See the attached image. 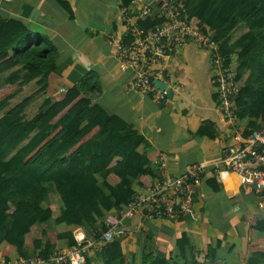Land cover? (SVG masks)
I'll use <instances>...</instances> for the list:
<instances>
[{"label":"crops","instance_id":"crops-1","mask_svg":"<svg viewBox=\"0 0 264 264\" xmlns=\"http://www.w3.org/2000/svg\"><path fill=\"white\" fill-rule=\"evenodd\" d=\"M67 1L71 12H67L58 0H11L9 3H0L1 13L18 19L33 32L48 38L57 48V67L48 77L42 101L45 97L52 101L56 94L64 93L87 72L97 73L101 91L93 97V102L107 114L115 115L131 126L142 139L133 151L137 159L143 162L141 170L144 174L132 181L130 191L133 195L163 176L158 164L159 155L167 157L166 173L170 176L184 174L192 164L207 165L203 181L187 213L165 220L145 221L138 215L131 220L120 221L121 226L114 240L126 263L140 264L142 252L147 250L153 257L170 261L171 264H189V258L183 259L182 256L187 245L186 248H190L192 253L190 259L194 257L197 260L198 257L204 260L202 253H206L207 249L209 252L215 250L214 253H221V260L215 264H249V253H252L248 250L249 244L256 243L259 236L264 237V195L256 187L241 185L234 174L222 172L221 182L212 174V165H219V159L234 144V127L225 121L217 109L216 90L207 54L188 44L168 62L172 73V96L163 102L139 96L130 90L132 74L119 71L107 45L108 36L119 28L118 11L124 7L122 1ZM197 6H200V0H196L191 9L195 10ZM197 17L190 18L200 23ZM209 17L213 18L208 22L211 25L219 22L220 26L224 22V17ZM90 20L103 26V32L93 31L87 35ZM203 26L212 36L216 34L215 30L209 28L210 25ZM247 30L245 24H238L230 32L228 41L222 39L224 51L234 68L238 65V54L252 40L251 33H248L246 40L241 44L236 43ZM37 80L31 83L36 85ZM237 82L239 87L251 84V71L243 70ZM257 123L260 121L257 120ZM247 124V119H238L235 113V128L238 131L244 134ZM52 194L53 200L49 195L43 203L45 208L49 207L52 211L51 221L32 227L24 237L27 257L39 256L40 250L35 251L33 248L35 240L40 241L42 250L48 245L43 236L45 232L70 233L68 237H72L75 243V235L81 233L88 264H102L101 245L95 241V236L102 231L98 225L119 220L124 204L112 207L103 222L97 220L95 229L88 226L74 227L55 223L54 220L62 213L63 204L57 194ZM250 220L253 221V228L249 226ZM228 249L231 251L229 255ZM3 250L8 253L3 255ZM255 260L252 257L250 264H263ZM5 262L22 263L13 246L4 245L0 249V264Z\"/></svg>","mask_w":264,"mask_h":264},{"label":"trees","instance_id":"trees-1","mask_svg":"<svg viewBox=\"0 0 264 264\" xmlns=\"http://www.w3.org/2000/svg\"><path fill=\"white\" fill-rule=\"evenodd\" d=\"M121 1L124 7L131 2ZM195 1L185 0L187 17L198 16L201 24L215 30L213 38L220 43L226 67L235 71V80L240 79L243 70L251 71L253 76V82L239 87L233 99L236 117L248 121L244 132L248 136L264 126V0H200V6L193 10ZM58 2L71 12L67 0ZM209 16L224 17V22L220 26L219 22L211 25L208 22L213 18ZM161 22L155 7L140 25L147 30ZM200 23H196L198 28L207 32ZM242 23L248 30L236 43L246 40L248 33L252 40L238 54V65L234 68L222 39L228 41L230 32ZM57 60V48L48 38L0 12V249L4 245L13 246L22 261L28 259L25 235L32 227L52 219L51 209L43 204L51 193L57 194L63 204L55 223L94 228L97 220L101 223L106 219L112 207L129 203L135 195L130 191L132 181L144 174L143 162L133 151L142 139L131 126L93 102L101 91V82L94 71L87 72L64 93L56 94L52 101L45 97L38 112L27 118L26 109L45 94ZM35 79L38 89L11 106V101ZM117 158L120 159L115 161ZM249 222L253 228V221ZM98 229L102 231L95 241L101 245L102 264H127L116 240L100 239L107 229L106 223L98 225ZM69 235L45 232L48 245L42 250L40 241L35 240L33 248L40 250L41 258H47L77 246ZM259 237L256 243L249 244L248 250L252 252L249 258L264 264V237ZM186 247L182 256L189 258V264H206V260L215 264L221 260V253L207 249L202 253L204 260L190 259L192 253ZM230 252L228 249L227 255ZM84 260L88 264L85 255ZM140 264L171 263L143 250Z\"/></svg>","mask_w":264,"mask_h":264},{"label":"built area","instance_id":"built-area-1","mask_svg":"<svg viewBox=\"0 0 264 264\" xmlns=\"http://www.w3.org/2000/svg\"><path fill=\"white\" fill-rule=\"evenodd\" d=\"M10 1L0 0V3ZM155 7L162 22L146 30L140 21ZM188 14L185 0H131L127 7L119 9V28L108 36L107 45L119 71L132 74L130 90L162 102L167 98V90H171L170 59L188 44L204 51L216 90L217 109L234 127V144L219 159V165H212V174L218 182H221L222 172L234 174L241 185L256 187L264 195V126L248 136L235 128L233 99L239 92L235 71L226 67L220 43L210 33L199 29ZM157 83L165 88H159ZM167 161L165 155L158 156L163 176L135 194L125 205L119 220L106 223L107 229L100 235L103 242L117 236L121 220H131L138 215L145 221L165 220L189 211L207 165L192 164L184 174L170 176L166 173ZM75 240L77 246L68 251L53 253L47 258H28L21 264H84V237L78 233Z\"/></svg>","mask_w":264,"mask_h":264},{"label":"rangeland","instance_id":"rangeland-1","mask_svg":"<svg viewBox=\"0 0 264 264\" xmlns=\"http://www.w3.org/2000/svg\"><path fill=\"white\" fill-rule=\"evenodd\" d=\"M96 20V19H95ZM87 35H90L93 31H99V32H103V26L99 25L96 21L90 20L88 22L87 25ZM38 89V85L36 84H29V86L26 87V89L23 91V93L19 94L16 98H14V100L11 101V106L15 105L16 103L20 102L24 97H27L29 95H31L34 91H36ZM43 96V95H42ZM42 96L36 98L30 105V107H28V109H26L25 114L28 117H30L32 114H35L39 108H40V104L42 101ZM53 195L54 194H50V199L53 200ZM55 214H57V212H55Z\"/></svg>","mask_w":264,"mask_h":264},{"label":"water","instance_id":"water-1","mask_svg":"<svg viewBox=\"0 0 264 264\" xmlns=\"http://www.w3.org/2000/svg\"><path fill=\"white\" fill-rule=\"evenodd\" d=\"M156 85H157L159 88H161V89H164V88H165V86L162 85V84L157 83ZM171 96H172V91H171V90H167V98H170Z\"/></svg>","mask_w":264,"mask_h":264}]
</instances>
